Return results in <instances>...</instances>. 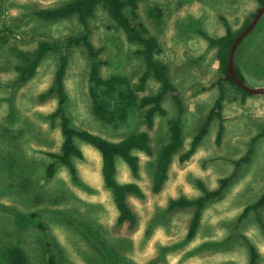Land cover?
<instances>
[{
  "label": "rangeland",
  "instance_id": "374dc122",
  "mask_svg": "<svg viewBox=\"0 0 264 264\" xmlns=\"http://www.w3.org/2000/svg\"><path fill=\"white\" fill-rule=\"evenodd\" d=\"M70 0H0V27H8L9 41H0V264H13L9 251L18 246L28 257L26 264H46L48 253L44 234L30 217L37 213L46 227L53 252L61 264H264V208L242 217L244 208L264 192V94L244 95L229 81L223 84L221 117L214 114L208 131L190 159L180 162L179 154L216 108L221 94L218 86L219 61L216 48L200 33H226L227 24L238 30L264 5L259 0H140L138 18L130 7L126 14L143 23L156 35L162 47L159 58L182 98L184 144L174 156L169 177L159 192L152 190L147 163L155 155H140L141 170L135 176L117 158V179L136 181L145 197L130 195L128 201L137 216L129 228L118 225L113 195L103 182L101 155L91 144L76 138L83 158L73 157L75 179L69 168L51 152L61 150L63 137L59 118L53 113L57 98H41L53 83L59 59L68 56L65 87L66 110L71 125L118 141L132 131L146 128L134 110L126 123L108 124L97 117L88 93L90 58L84 47L48 53L37 73L25 84L15 83L18 57L14 48L32 49L41 40H63L78 34L83 26L77 17L45 20L35 11ZM159 10L156 19L150 8ZM91 41L107 61L102 74L121 73L132 81L145 69L139 44L131 43L116 29L106 10L99 6L90 19ZM227 23V24H226ZM1 35V33H0ZM235 63L250 87H264V15L240 43ZM151 77L141 95L156 92ZM168 114L156 117L150 131L155 154L169 136L168 118L176 117L177 105L168 94ZM221 124L223 133L218 141ZM244 159V160H242ZM56 163L52 177L46 168ZM222 197L206 204L199 228L188 238L194 207L169 208L173 199L202 194L198 182L216 189L220 180L232 175ZM114 255H110L108 252Z\"/></svg>",
  "mask_w": 264,
  "mask_h": 264
},
{
  "label": "trees",
  "instance_id": "16d2710c",
  "mask_svg": "<svg viewBox=\"0 0 264 264\" xmlns=\"http://www.w3.org/2000/svg\"><path fill=\"white\" fill-rule=\"evenodd\" d=\"M139 1L140 0H70L58 6L37 9L35 14L45 20L68 19L75 16L82 24L83 30L78 34L69 35L63 40H41L32 49L25 50L14 48L15 54L19 59L14 65V69L17 72L15 83L21 86L35 76L40 63L48 53L60 50L65 51L68 48L76 46L84 47L90 58L88 93L94 114L108 124L118 125L126 123L134 110L140 112L146 124V128L129 132L118 141H112L87 129H77L72 126L66 110L69 96L65 87V76L69 61L65 53H63L59 59L52 85L41 95L42 99L50 95L56 96L57 103L53 115L59 118L63 137L60 152H51L50 155L56 157L62 164L66 165L72 176L77 179V168L72 159L73 157L83 158L84 153L76 144L75 139L79 138L95 147L101 155V174L104 185L112 192L113 200L118 210L117 224H127L129 228H134L136 226L137 216L130 206L128 197L130 195L145 197V192L136 181L122 182L117 179V158H121L130 168L131 172L135 176H139L141 163L138 152H142L149 156L155 155L153 159L148 161L147 167L152 177V190L154 192H159L162 190L169 177V169L174 156L184 144L182 132L184 105L178 89L172 80L169 66L159 58L162 52L159 39L156 35L151 34L143 23H134L133 19L125 12L126 7L129 6L132 15L137 19ZM259 1L264 3V0ZM99 6H102L106 10L109 17L114 22L115 28L121 29L129 42L139 44L137 53L142 55L145 69L138 77L137 81H132L128 76L121 73H113L107 76L102 74L101 67L104 63H107V61L100 57L103 49L95 46L91 41L90 36L92 31L89 23ZM158 10L159 9L156 7L150 8V13L156 17V19L159 17ZM254 15L255 13L252 15V18ZM251 19H247L241 28L235 31L226 23V33L221 36L215 37L207 34L203 30L200 31L201 35L207 39L209 44L216 48L220 71L218 86L221 94L216 101V108L218 111L215 112L214 109L210 111L203 124H201L198 131L192 137L189 147L179 154L180 162L190 159L196 152L208 131L210 121L214 114L221 117L220 109L224 98V82L229 81L241 90L245 96L249 94L232 80L228 72V58L233 41L236 36L250 24ZM5 31H8V27H0V41L3 44L9 41L8 34H6ZM234 65L237 75L244 81L243 74L238 69L236 63H234ZM151 77L158 82V90L153 93L141 95V93L147 90L148 81ZM168 94L175 101L178 114L176 117L168 118L169 136L155 154L150 131L155 126L156 117L166 116L168 114L164 106V99ZM223 129V125L221 124L218 132V141L222 136ZM55 170L56 163H49L46 168L47 176L52 177ZM234 174L235 173L222 178L220 180V185L213 190L208 189L203 183L198 182L203 191L198 197H180L171 200L169 205L171 209L178 207L195 208L190 222L188 238L195 236L200 225L202 211L206 204L214 199L222 197ZM261 208H264V192L254 203L244 208L242 217H246L252 211L258 212ZM37 216V213H32L30 219L40 233L44 234L47 240L45 241L46 251L48 253L46 264H61L51 248L48 234H46V225ZM261 224L264 228V222L261 221ZM251 250V264H255L257 252L254 247H251ZM108 253L114 256L111 251ZM9 260L13 264H26L28 262V257L23 249L15 246L9 251Z\"/></svg>",
  "mask_w": 264,
  "mask_h": 264
},
{
  "label": "water",
  "instance_id": "95a60500",
  "mask_svg": "<svg viewBox=\"0 0 264 264\" xmlns=\"http://www.w3.org/2000/svg\"><path fill=\"white\" fill-rule=\"evenodd\" d=\"M264 15V5H262L251 19L250 24L244 28L235 38L232 43L228 58V72L232 80L242 89L250 94H264V87H250L248 86L236 73L235 70V54L240 43L254 30L262 16Z\"/></svg>",
  "mask_w": 264,
  "mask_h": 264
}]
</instances>
